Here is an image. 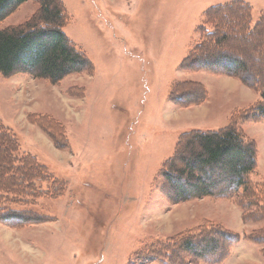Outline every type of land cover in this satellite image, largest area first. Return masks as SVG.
Masks as SVG:
<instances>
[{
	"label": "rangeland",
	"instance_id": "obj_1",
	"mask_svg": "<svg viewBox=\"0 0 264 264\" xmlns=\"http://www.w3.org/2000/svg\"><path fill=\"white\" fill-rule=\"evenodd\" d=\"M61 1L68 16L63 32L93 69L57 84L24 74L0 77V124L65 190L34 208L42 221H0V264H264V244L248 239L264 227V215L244 217L236 202L241 190L172 203L162 178L181 134L232 124L257 148L251 184L264 182V120L250 113L259 95L235 77L198 70L205 61L180 68L199 40L203 12L238 0ZM239 1L250 5L253 21L264 14V0ZM37 9V0L26 1L0 28L22 24ZM215 18L217 35L235 31L230 14ZM227 34L221 50L244 61L250 74L264 72V62L249 53L260 32L245 39ZM175 82L181 95L173 104ZM193 82L205 87V98L202 86L184 90ZM42 114L63 131L62 143L40 128ZM175 164L184 167L178 158ZM207 226L239 236L222 259L182 250L187 235ZM166 242L167 250L153 248Z\"/></svg>",
	"mask_w": 264,
	"mask_h": 264
},
{
	"label": "trees",
	"instance_id": "obj_2",
	"mask_svg": "<svg viewBox=\"0 0 264 264\" xmlns=\"http://www.w3.org/2000/svg\"><path fill=\"white\" fill-rule=\"evenodd\" d=\"M26 1L0 0V22ZM37 3V11L28 20L16 26L0 28V77L24 74L57 84L68 75L92 71L93 65L84 50L76 47L63 32L68 22L63 2L37 0ZM213 14L219 18L230 14L237 21L235 31L227 27L226 32L217 35L221 25L216 18L212 20ZM199 28V40L182 60L180 68L194 70L187 65L205 61L207 63L200 64L198 70L237 78L241 84L252 88L259 95L260 100L253 105L250 113L254 114L255 121L264 120V72L256 76L250 74L244 61L221 50L222 46L229 43L227 32H237L238 36L232 37L241 39L260 32L249 53L254 55L255 61L264 62V14L253 21L250 5L238 0L206 9ZM177 85L178 82H175L169 92L173 104L178 101L176 96L181 95ZM192 86H202L203 92L199 97L205 98L207 94L201 83L187 84L184 90L191 91ZM47 116L42 114L38 117L41 121L38 125L55 142L62 143V137H65L63 131L58 133L53 130L56 121ZM175 148L173 157L165 162L162 171L163 188L167 190L168 186V191H171L167 192L169 202L230 197L232 193L241 190L239 197L235 196L238 197L236 202L244 217L257 216L253 221L261 219L264 215V182L252 185L249 180L250 173L255 169L257 148L232 124L217 131L183 133L178 137ZM184 153L188 157L184 158ZM177 158L183 163V169L176 168ZM46 167L34 155L21 151L16 137L0 124V221L14 219L27 224L45 219L37 211L34 212V208L40 200L53 199L58 195V190H65L61 180ZM213 172L217 175H212ZM219 183L222 186H218ZM52 186L58 187L53 190L54 193L51 191ZM260 221H264V218ZM262 237L264 227L250 234L248 239L264 244ZM238 241L237 234L218 226H207L187 235L181 246L183 252L193 258L222 259ZM153 248L158 251L167 250L168 243H158Z\"/></svg>",
	"mask_w": 264,
	"mask_h": 264
}]
</instances>
